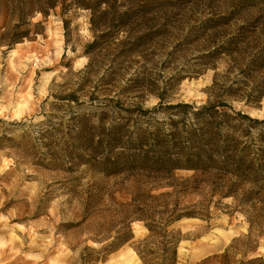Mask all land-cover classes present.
<instances>
[{
	"label": "trees",
	"instance_id": "obj_1",
	"mask_svg": "<svg viewBox=\"0 0 264 264\" xmlns=\"http://www.w3.org/2000/svg\"><path fill=\"white\" fill-rule=\"evenodd\" d=\"M50 1L47 7L55 9L58 4ZM157 3L121 6L124 10L111 0L72 3L89 14L92 40L82 51L87 64L77 72L68 65L74 87L64 94L50 92V96L58 110L88 104L101 112L96 122L95 112L70 118L63 135L67 164L51 170L73 176L83 169L81 175L118 181L117 187L129 191L128 203L119 204L114 192L95 182V193L80 196L75 191L81 178L70 180V200L81 202V224L99 212L106 195L120 215L115 235L92 240L101 248L84 247L78 264L102 263L126 245L141 264H180L183 236L175 226L183 220L209 221L210 210L224 200H231L246 217L248 242L237 248L241 241L233 240L223 254L204 264H264L260 256L246 258L255 253L251 236L264 232V118L254 119L232 106L236 102L257 109L264 97V0H239L227 16H214L199 25L205 34H214L204 36L211 42L200 58L210 61L205 69L212 70L213 77L206 89L207 100L199 106L172 103L168 95L179 80L159 84L139 66L138 60L161 38L142 23L156 15ZM36 11L45 18L44 12ZM138 21L139 31L132 28ZM218 37L223 40L219 42ZM26 38L22 34L8 46ZM220 61L225 64L224 76L217 73ZM232 74L237 78L231 79ZM93 79L96 83L90 87ZM149 99L155 105L145 109ZM54 134L60 135V130L54 129ZM3 141L5 136L0 137ZM55 148V143L48 146ZM182 173L189 176H178ZM188 196L197 201L183 203ZM133 223L142 224L147 232L136 243H132ZM237 251L244 259L233 263Z\"/></svg>",
	"mask_w": 264,
	"mask_h": 264
},
{
	"label": "rangeland",
	"instance_id": "obj_2",
	"mask_svg": "<svg viewBox=\"0 0 264 264\" xmlns=\"http://www.w3.org/2000/svg\"><path fill=\"white\" fill-rule=\"evenodd\" d=\"M75 1L52 0L50 3L56 2L58 6L51 10L47 7L49 0H0V137L7 138L0 142V264H78V253L84 247L96 251L101 248L92 240H106L115 235L120 215L107 195L99 212L81 224V202L70 200L72 178H81L75 191L80 196L87 191L95 193V182L106 192H114L119 204L129 200V191L117 187L118 181L92 179L81 175L83 169L73 176L51 170L54 165L63 168L67 164L63 135L70 118L95 112L93 122H96L101 112V108L88 104L58 110L59 105L54 106L55 100L50 96L67 93L74 87L75 79L68 76V65L77 72L87 64L82 51L92 40L89 14L73 6ZM156 1L159 6L156 15L142 23L154 28L161 38L157 45L153 44L155 48L150 47L143 59L138 60L139 66H144L148 78L159 84L179 80L168 95L172 103L202 105L207 100L206 89L211 85L213 71L205 69L210 61L200 56L211 42L204 36L214 34H205L198 27L206 19L227 16L239 0H111L120 5L119 10H124L121 6ZM36 10L44 12L45 18ZM140 23H133L132 28ZM22 34L28 38L8 46ZM217 69L224 76L222 61ZM230 78L237 77L232 74ZM95 83L93 79L90 87ZM65 85L67 88H61ZM154 105L155 100L149 99L143 107ZM232 106L254 119L264 118V97L257 109L236 102ZM54 129L61 134H54ZM52 143L57 148L50 150L48 146ZM196 201V197L190 196L182 200ZM216 206V210H210L209 221L183 220L175 226L183 236L178 249L180 264L209 262L223 254L233 240L241 241L237 248L243 241L247 244L246 217L234 208L231 200ZM70 224L76 227L70 229ZM131 230L132 243L147 235L140 223L131 224ZM250 240L255 241V253L246 258L264 259V232L259 237L251 236ZM71 247H76V251L72 252ZM133 253L130 245H126L99 264H141ZM243 259L239 251L232 257L233 263Z\"/></svg>",
	"mask_w": 264,
	"mask_h": 264
},
{
	"label": "bare ground",
	"instance_id": "obj_3",
	"mask_svg": "<svg viewBox=\"0 0 264 264\" xmlns=\"http://www.w3.org/2000/svg\"><path fill=\"white\" fill-rule=\"evenodd\" d=\"M134 254V253H133Z\"/></svg>",
	"mask_w": 264,
	"mask_h": 264
}]
</instances>
